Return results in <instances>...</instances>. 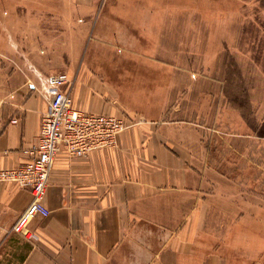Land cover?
Segmentation results:
<instances>
[{
  "label": "crops",
  "instance_id": "1",
  "mask_svg": "<svg viewBox=\"0 0 264 264\" xmlns=\"http://www.w3.org/2000/svg\"><path fill=\"white\" fill-rule=\"evenodd\" d=\"M6 3L18 21L9 27L18 34L46 29L47 22L57 30L96 28L103 20L129 17L125 10L150 14L147 9L156 2ZM21 40H14L20 54L28 43ZM90 53L91 59L101 57L99 52ZM102 53V58H109V52ZM20 54L14 62L21 67L0 70V170L29 162L50 107V69L41 65L34 71L30 59ZM69 54L64 62L84 57ZM44 58L40 56L41 64ZM63 70L71 80L77 72L74 64ZM77 75L75 87L73 81L64 86L71 87L74 105L115 114L127 127L118 134L115 147L95 149L86 156L71 155L66 149L57 153L45 196L50 213L32 219L28 232L13 226L32 201L30 187L0 178V264H264V214L249 216L246 187L221 185L232 179L220 171L212 154L210 134L216 137L226 126L217 128L208 119L200 122L202 113L183 116L177 106L170 120H165L166 108L159 105L155 114L128 108L129 113L115 106V96L98 76L82 70ZM85 76H92L93 85L83 92ZM259 206L264 208V202Z\"/></svg>",
  "mask_w": 264,
  "mask_h": 264
},
{
  "label": "rangeland",
  "instance_id": "2",
  "mask_svg": "<svg viewBox=\"0 0 264 264\" xmlns=\"http://www.w3.org/2000/svg\"><path fill=\"white\" fill-rule=\"evenodd\" d=\"M155 2L147 9L150 14L139 16L134 10H125L129 17L103 20L96 28L57 30L52 29L54 23L47 22L50 30L40 27L15 34L9 26L18 21L7 11L6 0H0V70L21 67L14 62L20 54L14 40L27 39L20 55L30 59L32 70L44 65L51 71L47 75L55 77L67 71L63 70L66 65L74 64V87L80 70L94 74L112 91L120 109L135 113L146 109L155 114L158 105L164 106L165 120H170L177 106L183 116L202 113L200 122L208 119L217 128L226 126L216 137L210 134L217 165L232 179L221 185L246 187L249 216H262L264 0ZM69 16L64 15L63 22ZM86 37L99 41L84 43ZM111 38L116 40L104 41ZM90 51L101 57L91 59ZM69 52L84 57L64 62ZM102 52H109V58H102ZM42 55L43 64L39 62ZM91 77L83 78V92L92 87Z\"/></svg>",
  "mask_w": 264,
  "mask_h": 264
},
{
  "label": "built area",
  "instance_id": "3",
  "mask_svg": "<svg viewBox=\"0 0 264 264\" xmlns=\"http://www.w3.org/2000/svg\"><path fill=\"white\" fill-rule=\"evenodd\" d=\"M48 81L51 85L50 107L42 119L37 149L31 151L32 158L23 166L0 170V178L17 180L32 191L30 205L13 226L18 232H28L32 219L49 215L45 196L61 149L71 155L86 156L95 149L112 148L118 142V134L127 127L115 114L76 107L71 87L64 88L72 82L68 73L49 77Z\"/></svg>",
  "mask_w": 264,
  "mask_h": 264
}]
</instances>
